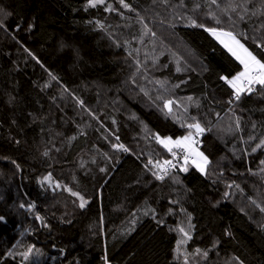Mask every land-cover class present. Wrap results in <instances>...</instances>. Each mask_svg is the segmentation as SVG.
<instances>
[{"label":"trees","instance_id":"obj_1","mask_svg":"<svg viewBox=\"0 0 264 264\" xmlns=\"http://www.w3.org/2000/svg\"><path fill=\"white\" fill-rule=\"evenodd\" d=\"M213 28L264 62V0H0V264H264V85Z\"/></svg>","mask_w":264,"mask_h":264},{"label":"snow or ice","instance_id":"obj_2","mask_svg":"<svg viewBox=\"0 0 264 264\" xmlns=\"http://www.w3.org/2000/svg\"><path fill=\"white\" fill-rule=\"evenodd\" d=\"M89 5L91 7H95L97 4H103L104 0H88ZM124 0H121V3H123ZM124 7H129L128 4H124ZM209 31L217 36V39H220V42L224 44V46L229 50V52L232 53L233 56L236 57L237 60L240 61V63L244 67V71L238 73L236 76L233 77L232 80H229L228 83L232 85V87L236 90L237 93V99H239V93L241 91H251L250 85L253 83H259L261 85H264V62H262L260 59H258L251 51L248 50L244 46V44L240 43V40L236 38V36L232 32H226L223 30H217L215 28L209 29ZM221 37H227V40L221 39ZM171 104L172 101H167L165 106L168 107L169 111H171ZM188 128L194 129L196 133H202L204 129L200 126V124L194 123L187 125ZM160 143L164 144L166 148H168V151H172L171 145H175L176 147L180 148L181 150L191 149L192 144L195 143L192 137V133L190 132L187 136L181 137L177 140H172L171 137H167L165 139H161ZM264 143V142H262ZM120 147H123L120 145ZM259 147V145H258ZM127 150V149H125ZM255 151V149H253ZM175 156V153H173ZM200 157L203 158L204 162L207 163V157L203 156V153H198ZM188 157L185 156V163H187ZM192 163H196L195 160L192 161ZM165 165H171V161H164ZM158 166L162 167L158 164ZM174 166V165H172ZM197 167L200 168L201 171H204V168L197 164ZM184 171H187V168H184ZM160 179H163V177H159ZM69 191H71L69 189ZM73 195H79L78 193H73ZM83 201V198H81ZM81 207L84 206V202L81 203ZM3 217H0V220H2ZM183 231V229H181ZM185 236H187V233H184ZM31 249H29V252Z\"/></svg>","mask_w":264,"mask_h":264},{"label":"built area","instance_id":"obj_3","mask_svg":"<svg viewBox=\"0 0 264 264\" xmlns=\"http://www.w3.org/2000/svg\"><path fill=\"white\" fill-rule=\"evenodd\" d=\"M259 83H253L250 85L251 92L257 91V86ZM249 92V91H248ZM235 100H237V96L235 97ZM203 135L199 134L198 137H196V144L193 149H186L181 150L178 147H173L172 151H169V158L166 161H171V165H165L164 161L159 163L160 166H157L154 170H152V174L155 177V179L158 181H164L169 176L173 174H184L187 171H184V168L189 169L193 160L196 162L198 161V158L196 157L198 152H200L203 149ZM175 153V156L173 155ZM185 156L188 157L187 163H185ZM174 165V166H172ZM163 177V179H160L159 177Z\"/></svg>","mask_w":264,"mask_h":264},{"label":"rangeland","instance_id":"obj_4","mask_svg":"<svg viewBox=\"0 0 264 264\" xmlns=\"http://www.w3.org/2000/svg\"><path fill=\"white\" fill-rule=\"evenodd\" d=\"M106 0H104V2H105ZM214 38H216L217 39V36H215ZM237 38V37H236ZM221 39H224V40H227L228 38L227 37H221ZM238 39V38H237ZM219 42H220V39H217ZM221 43V42H220ZM240 43H242L241 41H240ZM222 44V43H221ZM243 44V43H242ZM223 46H224V44H222ZM225 47V46H224ZM246 47V46H245ZM226 48V47H225ZM227 49V48H226ZM227 51H229L228 49H227ZM231 53V52H230ZM232 54V53H231ZM235 57V56H234ZM236 58V57H235ZM239 61V60H238ZM240 62V61H239ZM243 66V65H242ZM242 71H244V67H243V70ZM236 76V75H235ZM234 77V76H233ZM233 77H231V78H229L228 79V81L229 80H232L233 79ZM231 85V84H230ZM231 87H232V85H231ZM233 88V87H232ZM233 90L235 91V94L237 95V93H236V90L233 88ZM246 92V90L245 91H241L240 93H239V95H241V94H243V93H245ZM172 101V104H173V100H171ZM200 133H196V131H195V133H193L192 134V137H193V140L195 141V143H193L192 144V148L191 149H193L194 148V146H195V144H196V137H198V135H199ZM162 139H165V138H162ZM179 139V138H178ZM172 140H177V139H172ZM123 147H120V144H119V148L122 150V152H126V153H130V150L127 148V147H125L124 145H122ZM171 147L173 148V147H176L175 145H171ZM125 149H127V150H125ZM198 153H201V152H198ZM198 153H196L197 154V158H198V161L194 164V166L196 167V169H198L199 171H201L200 170V168L199 167H197V164H199V165H201L203 168H204V171H205V169H206V166L208 165V161H207V163H205L204 162V160H203V158L202 157H200L199 155H198ZM203 156H205V155H203ZM204 171H201V172H204Z\"/></svg>","mask_w":264,"mask_h":264},{"label":"water","instance_id":"obj_5","mask_svg":"<svg viewBox=\"0 0 264 264\" xmlns=\"http://www.w3.org/2000/svg\"><path fill=\"white\" fill-rule=\"evenodd\" d=\"M172 105V104H171ZM167 108V110L169 111V109H168V107H166ZM171 111H172V106H171ZM171 111H169V112H171Z\"/></svg>","mask_w":264,"mask_h":264}]
</instances>
